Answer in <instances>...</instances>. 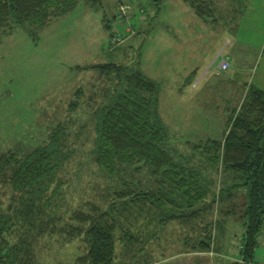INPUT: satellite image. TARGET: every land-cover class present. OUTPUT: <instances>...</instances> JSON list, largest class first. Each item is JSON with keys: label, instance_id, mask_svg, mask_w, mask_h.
<instances>
[{"label": "rangeland", "instance_id": "obj_1", "mask_svg": "<svg viewBox=\"0 0 264 264\" xmlns=\"http://www.w3.org/2000/svg\"><path fill=\"white\" fill-rule=\"evenodd\" d=\"M118 1L79 0L72 10L51 17L41 28L16 25L0 33V153L22 156L55 132L61 134L60 165L35 203L39 218L59 229L73 223L74 212L93 213L114 203L121 224L113 264L121 260L133 264L130 256L136 237L129 238L126 232L135 231L132 226L137 221H157L148 226H155L157 232L163 229V237H184V248L191 246L205 222H211L215 228L210 249L219 252L212 257L213 264H231L243 228L239 219L243 205L235 203L241 204L245 197L243 190L231 189L228 203L233 202L236 219L220 214V202L211 200L227 184L219 164L214 169L208 166L200 179L209 189L206 200L213 202L211 208L187 219L184 180L178 188L155 177L142 162L123 164L110 173L95 161L97 117L111 100L117 79L114 72L100 73L92 65L113 61L124 65L123 74L139 68L154 79L160 89L158 111L171 147L185 155L191 152L192 142L221 137L229 110L240 103L249 85L264 86V2L214 0L216 20L204 21L182 0H121L133 3L132 37L138 36L135 42L130 38L108 45L112 28L105 25L115 17ZM115 22L121 26V20ZM222 58L230 63L226 69L218 66ZM13 191L8 183L0 185L3 211L18 206L19 194ZM121 191L138 193L132 205L124 202L125 195L118 197ZM160 219L172 222L171 226L160 229ZM174 221L184 222L182 229L174 228ZM263 234L264 224L259 239ZM65 235L57 231L38 237L40 264L73 263L83 241L77 236L67 240ZM257 258L255 254V261L264 263Z\"/></svg>", "mask_w": 264, "mask_h": 264}, {"label": "trees", "instance_id": "obj_2", "mask_svg": "<svg viewBox=\"0 0 264 264\" xmlns=\"http://www.w3.org/2000/svg\"><path fill=\"white\" fill-rule=\"evenodd\" d=\"M78 1L0 0V33L16 25L41 28L51 17L72 10ZM182 1L204 21L216 20L213 18L217 9L214 0ZM110 21L119 27L114 16ZM111 23L107 21L105 28L109 30ZM111 38L112 34L109 35L110 45ZM92 67L100 73L114 72L117 79L111 100L102 106L97 117L92 149L95 161L110 173L123 164L142 162L155 177L178 188L180 180H184V218L187 219L211 208L215 201L220 202L222 216H233L237 212L232 208L233 202L228 203L232 197L230 191L243 190V202L235 203L243 205L239 216L244 231L240 260L234 264H259L254 259V251L264 223V91L249 85L240 103L230 109L221 137L192 142L191 152L184 155L171 147L170 135L158 111L160 89L154 79L137 68L123 74L124 65L113 61L96 63ZM60 137L61 134L55 132L49 141L34 146L22 156L12 151L0 153V185L8 183L13 192L19 194L15 197L17 207H7L4 211L0 208V264H40L38 237L57 231L66 234L67 240L77 236L83 241L82 252L75 255L70 264H113L116 261V242L119 241L116 233L121 223L114 214V203L106 210L98 209L93 213L74 212L73 223L59 229H55L52 222L39 218L40 209L35 203L60 165ZM195 155L200 159L193 160ZM218 164L227 184L211 196L213 202L210 203L206 200L209 189L200 179L204 177L202 174L206 176L204 170L208 171L210 166L214 169ZM117 194L122 198L125 195L124 202L130 205L138 195L133 191ZM161 202L166 204L165 200ZM213 228L211 222H205L189 249L211 250ZM12 234L13 239H10ZM126 235L132 236L129 231Z\"/></svg>", "mask_w": 264, "mask_h": 264}, {"label": "crops", "instance_id": "obj_3", "mask_svg": "<svg viewBox=\"0 0 264 264\" xmlns=\"http://www.w3.org/2000/svg\"><path fill=\"white\" fill-rule=\"evenodd\" d=\"M260 1L264 2V0H260ZM137 36L138 35H136L135 37L131 36L130 37L131 39L130 38L129 39L132 40L131 42H135V38ZM107 44L109 45V38L107 39ZM141 71L143 72V70ZM262 79L264 82V65L262 68ZM259 88H261L264 91L263 85L260 86ZM234 106H236V104H234ZM228 219L235 220L236 218L230 215L227 218V220ZM239 219L242 221L241 218ZM161 222H163V220L161 219L158 220V223H159L158 225H160ZM152 223L157 224V221H149L148 224L145 221H139V222L137 221L136 223L134 222L132 226L133 229H135V231L133 230L131 234H133V236L136 237L134 241V246L131 248L133 253L130 256L131 260L133 261L132 262L133 264H135L136 261L139 259L142 260V262H140L139 264H213L212 257L215 254L219 253L216 250V248H214V250L212 248L211 250H208V251L190 250L189 248H184V237L170 236V238H167V237H163V235L161 234L163 233L162 232L163 229L161 228H166L168 226H171L172 222H168V224L167 222H163L162 223L163 225H161L162 227H159L161 229L159 232H157V228L155 226H151V225L148 226L149 224H152ZM174 223H176L174 225V228H178V227L181 228V226L184 224V222L182 221H174ZM145 224H147V226ZM242 225H243V222H242ZM262 230H263V225L261 228V232ZM241 231H242L241 234H243L244 226L241 229ZM136 243L138 246H136ZM254 254H257L258 261H264V234L262 236V239L258 240V244L255 248ZM232 257L233 258H232L231 264H234V262L237 261V259L239 258V246L237 248L236 254L233 255ZM261 258L263 260H261ZM118 262L117 264H126L124 262L122 263V260L119 263ZM259 264H264V263L259 262Z\"/></svg>", "mask_w": 264, "mask_h": 264}, {"label": "built area", "instance_id": "obj_4", "mask_svg": "<svg viewBox=\"0 0 264 264\" xmlns=\"http://www.w3.org/2000/svg\"><path fill=\"white\" fill-rule=\"evenodd\" d=\"M133 3L129 1H118L116 3L115 9V19L121 20V26L116 27V25H113L111 28V34L112 38L111 41L113 44L118 45L122 43L124 40L129 39L132 34L134 33V26L131 23V19L133 17V13L131 11V7ZM141 18H144L145 16V11L144 9H139ZM230 63L226 58H222L221 61L219 62V68L221 69H226L228 68Z\"/></svg>", "mask_w": 264, "mask_h": 264}]
</instances>
